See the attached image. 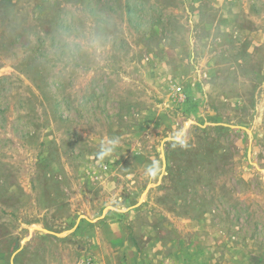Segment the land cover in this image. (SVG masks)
<instances>
[{
  "label": "rangeland",
  "instance_id": "rangeland-1",
  "mask_svg": "<svg viewBox=\"0 0 264 264\" xmlns=\"http://www.w3.org/2000/svg\"><path fill=\"white\" fill-rule=\"evenodd\" d=\"M0 264H264V0H0Z\"/></svg>",
  "mask_w": 264,
  "mask_h": 264
}]
</instances>
